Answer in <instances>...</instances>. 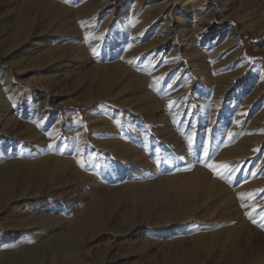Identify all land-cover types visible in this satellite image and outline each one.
<instances>
[{"label": "rangeland", "instance_id": "1", "mask_svg": "<svg viewBox=\"0 0 264 264\" xmlns=\"http://www.w3.org/2000/svg\"><path fill=\"white\" fill-rule=\"evenodd\" d=\"M20 1L0 0V48L16 43V38L14 39L15 36L13 37L12 34L16 29V24L12 20L16 10L15 6ZM117 1L54 0L55 3L67 7L69 10L80 9L90 2L102 5L106 3L94 12L88 22V28H82L77 24L78 22H74L77 15H74L72 21H67L69 27L65 31L66 35L63 36V43L59 44L61 47L53 50L54 56L51 64H58L61 56L73 55L72 58H74L75 54L81 50H87V48L91 50L88 53L90 61L79 62L80 64L74 67L72 75L67 76L64 70H51L49 63L33 68L32 66L35 65L36 58H38L34 55L35 57L30 59V64H32L26 70L25 76L20 75V83L23 87L45 93L41 101L46 104L49 112V120L42 125H39L31 116H21L17 119L16 132L22 133L26 137V140L22 142V145L25 146L22 152L48 148L49 151H55L58 156L71 161L75 159L72 166L79 174H71L67 181L61 183L59 189H55L52 182L46 181L42 195L34 196L32 199L45 202L50 194L60 191L62 193L61 205H69L77 201L75 212L63 211L62 218L66 220L65 226L57 235L58 237L67 235L66 226L70 223L76 225L77 234L74 239L69 241L71 250L65 256H61L58 252L49 253L42 259V264H167L168 257L174 253V245L167 244L164 246L163 252H159V247L147 248L139 241L132 240L125 233L136 223H153L156 215L151 213L149 208H147L148 210L145 207L134 208L130 197L124 193V190L129 189L130 192L127 193L129 195L130 193L141 194L158 181H165V178L180 180L199 170L205 172L206 181L211 179L219 185L222 184L223 190L220 186L217 196L206 201L203 207L199 206L196 216L191 220L195 223L196 230L179 234L183 238L182 249L187 252L196 245L192 240L194 234H202L212 248L211 252L207 254H200L196 251L188 253L186 254L188 260L192 264H223L226 260H232L239 254L238 245L231 251H224L225 249L219 248V240L241 242L240 240L245 237L243 235L247 234L249 229L247 227L251 226L252 233L247 238V242L241 244L243 252L256 250L253 252L258 253V256H254L252 264H264V25L261 29L259 28L260 21L264 19V2L257 3L255 14L252 17L246 3L242 0H236L231 6L233 11H238L236 16L233 15V11L225 12L224 0H204L202 9L205 11L197 19L199 22H196V25L201 29V34L198 37H203L208 44L207 47L205 45L200 47L202 55L200 57L205 62L206 73L211 77L200 74L196 65L199 58L185 52L188 48L187 44L185 43L181 50L178 44L175 45L177 48H175L176 53L174 54L181 56V62H184L169 70L166 68V71L172 70L168 79L169 83H172L175 76L180 75L183 70L174 87L167 90L166 86H161L153 91H151L152 87L145 88L147 95L143 100H147H145L144 106L142 102L139 103L142 105L141 109H133L130 106L123 107L119 101L115 105L112 102H100L102 110L97 113L91 111L90 107L84 104L83 99L96 87H89L85 82L81 84L77 82L93 69L94 65H103L105 62L110 36L103 34L100 24L108 21L109 18L114 19L115 12L111 5ZM124 2L129 3L131 7L134 6L137 10L129 18L131 26H136L140 19L145 20L153 17L158 8H165L166 13L168 12L167 14H171V16H177L181 8L172 5L175 0H124ZM168 3H171V6H168ZM50 13V11L42 9L29 13L22 19V24L28 25L23 33L27 35L34 30L46 35L52 33L53 26L50 24L52 13ZM226 17L227 19H225ZM251 17L254 19L250 20ZM110 23V27L118 28L116 22L111 20ZM187 25L191 30L193 24ZM190 30L178 32L179 41L177 42L184 41L190 35ZM198 37L195 41L196 44L200 42ZM124 43L125 51L131 50L130 44ZM158 45L155 44L157 47ZM167 56L168 54H165L164 58ZM153 57H150L148 61L156 60V54ZM7 61L4 56L0 55V69H6L7 73L12 72L14 77H18L16 69L10 67ZM172 63V61L164 59L158 60L153 67V72ZM33 70L38 71L37 79L32 75ZM160 77L162 76L159 75L158 78ZM26 79H30V81L28 82ZM197 79L202 81L199 86L201 91H197ZM40 80L48 85L46 89ZM3 81L0 76V84ZM231 84H233L232 87H230ZM257 85L260 86L258 91ZM225 87L231 88L230 93L234 94L235 99L248 100L253 106L247 110L246 105L243 106L244 109L238 115L230 110L225 111L223 115L225 121L221 123L219 115L214 110L218 106L216 94ZM203 100L204 103L201 102ZM227 102H229V98ZM11 103L12 99L0 100V109ZM163 113L169 116L174 115L173 117L184 113L183 116L190 119L191 125L189 124L190 126L185 130H181L183 124H180L177 134L184 131L182 133L183 139L185 138L183 144L190 148L197 143L200 144V150L196 156L189 159L172 158L169 156L172 149L165 147L160 150L159 140L158 142L154 139L151 140V144L154 142L149 147L148 143H142L141 138L136 139L133 135L126 136V132L131 131L141 134L142 139L146 138V135L155 138L154 128L158 124L159 116H163ZM153 114L157 118H154ZM124 125L128 128H125ZM113 126L116 130H123L125 138L138 145L140 152L144 154L146 150L150 152H146L148 154H146V162L151 166L152 172L139 174L137 171L135 173L137 164L128 160V162L113 160L112 153L110 154L112 149L109 151L110 149L102 147L104 141L115 140L114 136H109V133L106 132ZM192 128L197 131L191 132ZM67 131L73 135H81L83 138H77L78 143L75 144L70 141L71 134L66 135ZM158 132L160 133L159 130ZM65 137L68 140L65 141ZM241 137L254 138L255 142L249 143L248 155L234 157L231 150L239 144ZM64 150L69 152L65 153ZM101 164L103 165L101 166ZM208 165H214L216 170L214 171ZM223 165H228V168L222 167ZM79 172L88 175L87 178L90 180L84 179ZM93 182L97 187H94ZM220 192L222 193L220 194ZM94 195L105 201L96 223L87 221L86 212L81 211L85 204L92 202L91 198ZM60 209L65 208L61 207ZM205 214H208L207 220L203 218ZM219 217H234V219L219 220ZM243 224L247 227L243 230H241L242 227L241 229L239 227L235 231L238 234L234 233L229 239L219 233L221 230ZM147 235L151 243L160 240L157 232L151 227L147 228ZM22 243L21 241L15 246L7 247L0 264H22L13 255L18 250V252L32 251L38 245V241L34 242L30 238H27L24 244ZM131 244L135 246L134 254L129 251ZM219 250L221 255H217ZM261 253H263L262 256ZM73 254L74 258L71 257Z\"/></svg>", "mask_w": 264, "mask_h": 264}, {"label": "bare ground", "instance_id": "2", "mask_svg": "<svg viewBox=\"0 0 264 264\" xmlns=\"http://www.w3.org/2000/svg\"><path fill=\"white\" fill-rule=\"evenodd\" d=\"M235 1L236 0H224L225 12L229 13L233 11V7L231 6ZM242 1L246 3V7L250 10V15L252 17L255 14L257 3L259 1L264 2V0ZM105 4L102 5L90 2L86 3V5L80 9L69 10L67 7L55 3L54 0H21L20 3L18 2V5L15 6L16 10L12 21L16 24V29L12 34L13 37L15 36L14 39L16 38V43L0 48V55L4 56L10 65L6 63L10 67L15 68L18 72V77H14L12 72L7 73L6 69H0V76L4 80L0 84V100L4 98L5 100L12 99L10 105L0 109V263L3 260L2 257L5 255L4 250L7 247L15 246L21 241L23 242L22 244H24L27 238H30L34 242L38 241V245L34 250H30L31 252H18V250L17 253L13 255V257L21 261L22 264H42V259L48 256L49 253L53 254L58 252L61 256H65L71 250V248H69V241L74 239L77 234L76 225H71L70 223L66 226V230L68 231L67 235L63 237H58L57 235L65 226L64 222L66 220L62 218L63 211L75 212L77 210V201L69 205H61L62 193L60 191L54 194L52 193L48 197L46 196L48 200L45 202L33 201L32 199L34 196L42 195L46 181L52 182L55 189H59L61 183L65 180L67 181L71 174L74 173L79 175L77 173L78 171L72 166L75 159L71 161L70 159L58 156L55 151H49L48 148L22 152L25 147L22 145V142L26 140V137L22 133L16 132L17 119L21 116H31L39 125H42L49 120V112L46 104L41 101L45 93L33 88L29 89L23 87L20 83V75L25 76L26 70L32 64H30V59H32L34 55L38 56V58H36L37 62H34L35 65L32 66L33 68L48 63L51 64L54 56L53 50L61 47L59 44L63 43V36L66 35L65 31L69 27L67 21H72L75 17L74 15H77L78 17L76 16L74 22H78L77 24L82 28H88V22L94 12L102 8ZM170 4L168 3V6ZM172 5L181 7L177 16H171V14H167L168 12L166 13L165 8L157 7L158 9L155 10L153 17L145 20L140 19L136 26H131L129 21V18L137 11L134 6L131 7L129 3L124 2V0H118L115 4L111 5L115 12L114 19L109 18L108 21L100 24L103 34L110 36L107 54L104 59L105 62L104 64L102 63L103 65H94L93 69L82 76L77 82L79 84L85 82L89 87H96L83 98L84 104H87L91 111L100 113L102 110L99 104L100 102H112L115 105L117 101H119L123 107L130 106L133 109H141L142 105L139 103L142 102L144 106L145 100H147H143L147 95L145 88L152 87L151 91H153V89L161 86H166L167 90L174 87V84H177L183 70L180 72L181 74L179 73L180 75L175 76L173 81H171L172 83H169L168 79L172 70L166 71V68L169 70L173 66L184 62H181V56L174 54L176 53L175 48H177L175 45L178 44L181 50L186 43L188 48H186L185 52L199 58L196 61V65L200 70V74L205 77H211L206 73L205 62L202 57H200L202 56L200 47L204 45L207 47L208 44L203 37H198L201 34V29L196 25V22H199L197 19L201 13L205 11L202 9L204 7V0H175ZM39 9L52 13H50L52 15L50 17V24L53 26L52 33L46 35L34 30L25 35L23 32L28 25L24 26V24H22V19L32 11L35 12V10ZM152 10L154 12V9ZM237 13L238 11H233L234 16H236ZM252 17L250 20L254 19ZM225 19H227V17ZM111 20L117 23L118 28L114 26L110 27ZM260 22L259 28L261 29L264 25V19ZM187 24H193L191 30L188 29ZM171 26H174V28ZM70 29L72 28L70 27ZM186 30H190L192 34L190 33L184 41L178 43V32H186ZM197 37L200 42L196 44L195 41ZM124 42H128L132 47L128 52L125 51ZM155 44H159L158 47L155 46ZM151 46H155L156 48ZM153 49L154 51H152ZM90 51L91 50L88 48L87 50H81L79 53L75 54L74 58H72L73 55L61 56L60 62L54 65L51 64L50 68L51 70H64L67 76L72 75L74 67L79 65V62L85 61V63H87L90 61L88 54ZM155 54L157 56L156 60L148 61V59ZM165 54H168L167 58H164ZM161 59L172 61L173 65L167 64V66H163L156 72H153V67L158 60ZM37 74L38 71L33 70L32 75L35 79L38 78ZM159 75L162 77L158 78ZM26 80H28V82L30 81V79ZM197 80V91H201L199 86L202 81L200 79ZM40 83L45 89L48 87L43 80H40ZM232 85L233 84L229 86L232 87ZM228 87L222 88L216 94L218 106L214 111L219 115V122L221 123L225 121V117H223L225 111L230 110L235 115H238L239 112L244 109L243 106L246 105V110L253 106L248 100L241 101L235 99L234 94L230 93L231 88L228 89ZM258 90H260L259 85H257V91ZM228 98L229 102H227ZM201 102L204 103V100ZM183 114L184 113L177 117H173L174 115L169 116L163 113V116H159L160 119H158V124L154 128L155 132L152 129L155 138L150 137L151 135L149 137L146 135V138L144 137V139H142L141 134L139 135L137 132L136 134L135 132L132 133L127 130L126 136L133 135L136 139L141 138L142 143H148L149 147L154 142L153 141L151 144V140L154 139L157 142L159 140L160 142H158V145L160 150L165 147H170L172 149V153L169 154L170 157L176 159L177 157L192 158L199 152L200 144L197 143L194 147L190 148L188 145L183 144L185 138L183 139L182 133L184 131L177 134V129L180 127V124H183V129L181 130H185L191 125L190 119L184 117ZM153 117L157 118L155 114H153ZM153 123L155 122L153 121ZM124 127L128 128L126 125H124ZM196 131L195 128H192L191 132ZM106 132L109 133V136H114L115 140L104 141L102 147L110 149L109 151L112 149L110 154L112 153L111 156H113L112 158L115 162L129 161L133 164H137L134 170L135 173L137 171L139 174H148L152 172L151 166L146 162V152L148 150L145 151V154L140 152L139 146L128 141L125 138L126 136L123 130H116L114 126L109 128ZM69 134L71 133L67 131L66 135L68 136ZM65 138V141L68 140L67 137ZM77 138L83 137L81 135L71 134L70 141L77 144ZM240 140L239 144L231 150L234 157L248 155L249 151L247 148L249 143L254 141V138L241 137ZM64 152L66 153L69 151L64 150ZM148 153L150 152L148 151ZM87 164L91 165L89 162H87ZM103 164H101V166ZM91 166L94 168L93 165ZM96 170L99 171V169ZM80 174L84 179L90 180L87 178L88 175L83 172ZM165 179V181H158L151 186L149 190L141 194L130 193L129 195L127 193H129L130 190H124V193L130 197L134 208H149V210H151L150 212L156 215L153 223H136L125 233L132 240L136 242L139 241L141 245L147 248L152 246L159 247V252H163L164 246L167 244L174 245V253L172 256L168 257L167 264H192L186 257V254L194 251L200 254H207L211 252L212 248L202 234H194L192 240L195 241L196 245L192 250L187 252L185 249H182L183 238L179 236V234L187 233L195 229V223L191 220L196 216L199 206L203 207L206 201L217 196L220 186H222V189L223 185H219L211 179V181H206L205 172L200 170L180 180L174 178ZM93 184L94 187H97L94 182ZM221 193L222 192H220V194ZM91 199L92 202L85 204V207L81 208V211L86 212L87 221L96 223L99 220L100 210L105 201L97 195L92 196ZM61 207L65 209H60ZM46 210H49V212H46ZM207 216L208 214H205L203 218L207 220ZM224 219L231 220L234 219V217H219V220ZM241 222L243 221L241 220ZM150 227L157 232V236H159L160 240L154 241L153 243L149 242L147 228ZM239 227L240 229L242 227L241 230H243V228L247 226L244 224L241 226L238 225L221 230L219 233L225 235V237L229 239L234 233H237L235 231ZM247 229L248 231H245L247 234L243 235L245 237L240 240L241 242L236 240H228L227 242L219 240L218 244L220 249L231 251L233 247L238 245L237 249L239 250V254L236 257L232 260H226L223 264H252L254 256H258V253L253 252L256 250L243 252L241 244L247 242V238L252 233V230H250L252 229L251 226L247 227ZM129 251L131 254H134L135 246L131 244ZM217 252V255H221L220 250ZM262 254L263 253H261V256ZM71 257L74 258V254Z\"/></svg>", "mask_w": 264, "mask_h": 264}, {"label": "snow or ice", "instance_id": "3", "mask_svg": "<svg viewBox=\"0 0 264 264\" xmlns=\"http://www.w3.org/2000/svg\"><path fill=\"white\" fill-rule=\"evenodd\" d=\"M208 167L212 168L214 171L216 170L214 165H208ZM222 167L228 168V165H223Z\"/></svg>", "mask_w": 264, "mask_h": 264}]
</instances>
